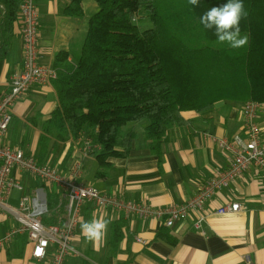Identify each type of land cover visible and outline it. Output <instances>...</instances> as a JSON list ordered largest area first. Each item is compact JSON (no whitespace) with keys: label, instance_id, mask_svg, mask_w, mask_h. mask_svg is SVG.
I'll use <instances>...</instances> for the list:
<instances>
[{"label":"crops","instance_id":"obj_1","mask_svg":"<svg viewBox=\"0 0 264 264\" xmlns=\"http://www.w3.org/2000/svg\"><path fill=\"white\" fill-rule=\"evenodd\" d=\"M71 1L37 0L39 63L42 66L58 69L57 63H62L59 55L64 54V65L76 63L80 56L89 18L98 5L95 0H81V13L69 15L65 10ZM21 26L19 12L9 53L0 58V98L10 91L13 75L23 69ZM244 103L225 101L219 108L202 112L183 110V124L166 130L160 156L145 141V123H138L128 155L110 157V164L101 175L97 173L96 157L87 156L82 163L80 181L102 192L117 193L126 200L144 201L154 206L183 203L204 186L213 172L230 166L233 154L212 142L208 135L245 137ZM56 104L52 80L34 84L12 106V121L3 142L37 159L40 121L49 116ZM255 121L264 133V103ZM73 144L77 142L67 143L54 164L51 160L55 155L44 163L68 168L77 155ZM12 176L21 182L24 191L14 190L0 205V236L18 225L10 208L18 207L24 193L30 194L34 188L42 186L38 178L17 168L12 170ZM46 190L50 214L44 222L50 216L54 218L51 223L64 221L65 202L58 208L56 188L46 186ZM51 195H57L52 204L49 202ZM232 202L240 203L237 212L215 213L218 207ZM94 212L110 221L104 238L95 242L86 239L81 232V223L90 220ZM203 212L206 219L200 228L195 222L202 211H192L188 218L168 227L163 224V218L142 219L135 214L126 215L85 203L80 207L81 219L73 240L78 253L69 255L65 264H264V176L255 166L215 193L206 202ZM50 258L51 254L45 260L32 256V244L26 233L17 234L0 248V264H48Z\"/></svg>","mask_w":264,"mask_h":264},{"label":"trees","instance_id":"obj_2","mask_svg":"<svg viewBox=\"0 0 264 264\" xmlns=\"http://www.w3.org/2000/svg\"><path fill=\"white\" fill-rule=\"evenodd\" d=\"M95 1L77 62L64 65L59 55L52 80L57 104L40 121L38 162L55 155L54 164L67 143L90 137L100 145L101 175L110 157L128 155L138 123H145V141L160 156L165 132L183 124V110H210L218 99L264 103V0H243L248 15L240 27L249 41L241 49L219 44L214 30L200 23L208 9L228 0H199V6L188 0ZM21 2L0 0V58L9 53ZM81 11V0L65 10ZM138 13L149 18V27L131 22ZM51 217L45 223L54 222Z\"/></svg>","mask_w":264,"mask_h":264},{"label":"built area","instance_id":"obj_3","mask_svg":"<svg viewBox=\"0 0 264 264\" xmlns=\"http://www.w3.org/2000/svg\"><path fill=\"white\" fill-rule=\"evenodd\" d=\"M19 12L22 21L23 69L13 75L10 91L0 98V205L14 190L24 191L21 182L12 176V170L17 168L33 177L37 176L47 186H55L62 193L57 207L65 202L66 216L64 221L45 223L44 217L50 214L46 187L37 188L31 194L24 193L18 207L10 208L18 225L0 236V248L17 234L26 233L35 259L45 260L51 254L48 264H65L69 255L78 253L73 240L81 219L80 207L85 203H92L97 208H111L126 215L135 214L142 219L163 218V224L168 227L180 219L188 218L192 211H202L195 222V226L200 228L206 219V213L203 212L205 204L215 193L227 188L251 166H255L264 176V133L255 121L261 103L254 100H248L243 107L245 137L208 135L212 142L233 154L230 166L213 172L204 186L185 202L168 206H154L144 201L126 200L117 193L102 192L80 181L82 169L79 160L72 165L69 173H64L55 166L39 163L33 156H27L21 148L3 142L12 121V106L34 84H46L57 77L56 69L39 63L37 0H22ZM84 146L91 149L88 142ZM240 208V203L232 202L218 207L215 213H234Z\"/></svg>","mask_w":264,"mask_h":264},{"label":"clouds","instance_id":"obj_4","mask_svg":"<svg viewBox=\"0 0 264 264\" xmlns=\"http://www.w3.org/2000/svg\"><path fill=\"white\" fill-rule=\"evenodd\" d=\"M188 3L192 6H199V0H188ZM247 15L243 0H228L221 6L208 9L200 17V23L205 29L214 30L219 44L227 45L232 49H241L249 41L248 35L242 33L240 27L241 20ZM131 22L136 23L135 16L132 17ZM224 103L223 99H218L213 103V107L219 108ZM109 223V220L94 212L90 220L81 223V232L89 241H99L106 235Z\"/></svg>","mask_w":264,"mask_h":264},{"label":"rangeland","instance_id":"obj_5","mask_svg":"<svg viewBox=\"0 0 264 264\" xmlns=\"http://www.w3.org/2000/svg\"><path fill=\"white\" fill-rule=\"evenodd\" d=\"M136 22L138 23V25L140 26V28L141 29H144V28H147V27H149L150 25H151V22H150V20H149V18L147 17V16H145V15H143V14H141V13H138L137 15H136ZM250 100H252V99H250ZM248 101V100H247ZM247 101H245V102H247ZM254 101H256V100H254ZM257 102H259V101H257ZM261 103V102H260ZM136 131V130H135ZM86 139H88L89 141H86ZM86 141V142H85ZM76 142H77V144H74V148H75V150H76V152H77V155H75L76 157L74 158V160H73V162H72V164L71 165H69V167L68 168H63V167H59V169L62 171V172H64V173H69L71 170H72V165L77 161V160H79L80 162H81V169L83 168V160L87 157V156H89V155H91V154H93L94 156H96V152L99 150V148H100V145L99 144H97V143H94L93 142V140L90 138V137H88V138H79L78 140H76ZM88 142V144H89V146L91 147V149L89 150V149H87V147L86 146H84V144H86ZM148 142V141H147ZM69 143H71V142H69ZM27 156H33V155H27ZM34 157V156H33ZM35 158V157H34ZM36 159V158H35ZM37 160V159H36ZM40 163V162H39ZM42 164H44V163H42ZM48 164V163H47ZM51 165V164H50ZM53 166V165H52ZM81 174H82V172H81ZM36 178H37V176H35ZM39 179V178H38ZM40 180V179H39ZM41 181V184H42V186H37L36 188H34V190L32 191V193L37 189V188H40V187H42V188H45L47 185L42 181V180H40ZM84 184H87V183H84ZM49 186H52L53 187V185H49ZM55 187V186H54ZM56 188V187H55ZM47 191V190H46ZM56 192H57V194L59 195V197L60 196H62V193L60 192V191H58L57 190V188H56ZM31 194V193H30ZM47 194H48V192H47ZM56 223H58V222H56Z\"/></svg>","mask_w":264,"mask_h":264}]
</instances>
